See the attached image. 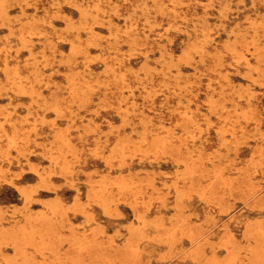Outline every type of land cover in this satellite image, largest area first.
I'll return each mask as SVG.
<instances>
[{
  "label": "rangeland",
  "instance_id": "1",
  "mask_svg": "<svg viewBox=\"0 0 264 264\" xmlns=\"http://www.w3.org/2000/svg\"><path fill=\"white\" fill-rule=\"evenodd\" d=\"M0 264H264V0H0Z\"/></svg>",
  "mask_w": 264,
  "mask_h": 264
},
{
  "label": "bare ground",
  "instance_id": "2",
  "mask_svg": "<svg viewBox=\"0 0 264 264\" xmlns=\"http://www.w3.org/2000/svg\"><path fill=\"white\" fill-rule=\"evenodd\" d=\"M70 2V1H69ZM92 2V1H91ZM4 5V4H3ZM98 5V4H97ZM95 9H97V7H95ZM94 9V10H95ZM97 11V10H96ZM105 14V13H104ZM117 14V13H116ZM54 15V14H53ZM103 16H105V15H103ZM109 16V15H108ZM64 17V16H63ZM91 17V16H90ZM100 17V16H99ZM85 18V17H84ZM84 18H83V20H84ZM92 18V17H91ZM96 20V19H95ZM110 22V21H109ZM102 24V23H101ZM83 25V24H82ZM81 25V26H82ZM86 26V25H85ZM64 27H66V26H64ZM84 27V26H83ZM102 27V26H101ZM108 27V26H107ZM137 27V26H136ZM82 28V27H81ZM109 28V27H108ZM131 30H132V28H130ZM169 29V28H168ZM65 30V29H64ZM73 31V30H72ZM77 32V31H76ZM86 32H90V30H87ZM85 33V32H84ZM114 37H116V36H114ZM93 38V37H92ZM96 38V37H95ZM98 38V37H97ZM92 40V39H91ZM81 41V40H80ZM70 43H71V41H70ZM90 43V45H91V42H89ZM44 47V46H43ZM69 47H71V46H69ZM94 48V47H93ZM97 48V47H96ZM72 49V48H71ZM107 49V48H106ZM70 50V49H69ZM41 51V50H40ZM73 52V51H72ZM109 52V51H108ZM83 54H84V52H83ZM165 61V60H164ZM119 64V63H118ZM162 64V63H161ZM88 65V64H87ZM74 66V65H73ZM82 66V65H81ZM156 67V66H155ZM87 68V67H86ZM109 68V67H108ZM143 68V67H142ZM143 70V69H142ZM56 71V70H55ZM80 72V71H79ZM78 73V72H77ZM172 73V72H171ZM68 74V73H67ZM88 74H89V72H88ZM106 74V73H105ZM139 74V73H138ZM137 74V75H138ZM134 75H136V74H134ZM120 76H122V74H120ZM66 77V76H65ZM114 77V76H113ZM140 77V76H139ZM153 78V77H152ZM70 82V81H69ZM74 82V81H73ZM180 89V88H179ZM140 125V124H139ZM55 134V133H54ZM167 135V134H166ZM37 173V172H36Z\"/></svg>",
  "mask_w": 264,
  "mask_h": 264
}]
</instances>
